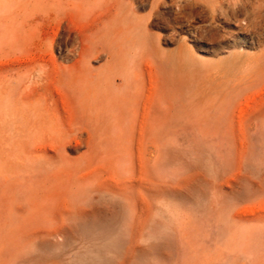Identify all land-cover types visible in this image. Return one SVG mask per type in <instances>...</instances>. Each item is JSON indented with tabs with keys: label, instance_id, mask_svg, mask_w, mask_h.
I'll list each match as a JSON object with an SVG mask.
<instances>
[{
	"label": "rangeland",
	"instance_id": "1",
	"mask_svg": "<svg viewBox=\"0 0 264 264\" xmlns=\"http://www.w3.org/2000/svg\"><path fill=\"white\" fill-rule=\"evenodd\" d=\"M0 264H264V0H0Z\"/></svg>",
	"mask_w": 264,
	"mask_h": 264
},
{
	"label": "bare ground",
	"instance_id": "2",
	"mask_svg": "<svg viewBox=\"0 0 264 264\" xmlns=\"http://www.w3.org/2000/svg\"><path fill=\"white\" fill-rule=\"evenodd\" d=\"M133 2V1H132ZM263 8V7H262ZM257 9V8H256ZM260 10V9H259ZM84 51V50H83ZM131 57V56H130ZM114 63V62H113ZM136 68L135 67H132L131 68V75L133 76V75H135L136 76ZM114 85H115V87H120L121 85H122V79H117V80H114ZM151 85V84H150ZM152 86V85H151ZM151 86L149 87V91H151ZM15 90V89H14ZM147 94V93H146ZM139 95H140V93H139V90L137 89L136 90V94H135V98H137L136 99V104H139V100H138V98H139ZM37 97V96H36ZM35 98V97H34ZM142 103V102H141ZM168 104V103H167ZM143 106V105H142ZM150 112V109H149V111H148V113ZM164 112H165V110H164ZM152 113V112H151ZM138 121V120H137ZM152 121H154V120H152ZM149 130V129H148ZM118 132V131H117ZM93 142V141H92ZM154 145V144H153ZM92 146V145H91ZM154 147V146H153ZM88 148V147H87ZM27 155V154H26ZM151 155V154H150ZM87 156V155H86ZM88 157V156H87ZM86 157V158H87ZM136 161H137V159H136ZM136 170V169H135ZM138 172V171H137ZM75 174V173H74ZM135 178V177H134ZM32 179V178H31ZM137 179H138V177H137ZM72 180V179H71ZM130 181V180H129ZM149 182V181H148ZM45 183V182H44ZM133 183H135V181L133 182ZM136 184V183H135ZM135 184H132V187H133V185H135ZM144 186H146V185H144ZM148 189V188H147ZM144 190V189H143ZM146 191V190H145ZM142 194H143V192H142ZM140 195V194H139ZM139 198V197H138ZM138 203V202H137ZM143 206H145V205H143ZM139 207V206H138ZM135 208H137V206L135 207ZM145 208H146V206H145ZM142 209H144V207H142ZM138 211V210H137ZM142 211V210H141ZM144 213V211L142 212V214ZM142 214H141V216H142ZM136 215V214H135ZM145 215V214H144ZM146 216V215H145ZM144 216V217H145ZM141 218V217H140ZM143 218V217H142ZM143 223H145V222H143ZM134 226H135V224H134ZM137 226V225H136ZM131 248V247H130ZM101 253V252H100ZM127 256V255H126ZM129 256V255H128ZM127 256V257H128ZM106 259V258H105ZM125 260V259H124Z\"/></svg>",
	"mask_w": 264,
	"mask_h": 264
}]
</instances>
